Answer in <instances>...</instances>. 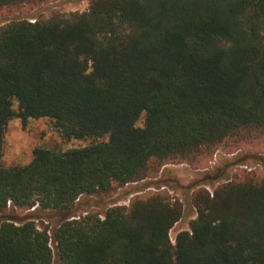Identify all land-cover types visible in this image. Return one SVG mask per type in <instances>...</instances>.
<instances>
[{
    "label": "trees",
    "instance_id": "1",
    "mask_svg": "<svg viewBox=\"0 0 264 264\" xmlns=\"http://www.w3.org/2000/svg\"><path fill=\"white\" fill-rule=\"evenodd\" d=\"M14 117L50 119L63 138L91 143L36 148L24 166L0 160V216L27 211L0 222V264H264L256 172H203L174 244L185 211L160 194L75 215L145 180L153 163L198 166L230 141L264 137V0H91L81 13L11 20L0 27V159ZM55 215L50 230L37 224Z\"/></svg>",
    "mask_w": 264,
    "mask_h": 264
},
{
    "label": "rangeland",
    "instance_id": "2",
    "mask_svg": "<svg viewBox=\"0 0 264 264\" xmlns=\"http://www.w3.org/2000/svg\"><path fill=\"white\" fill-rule=\"evenodd\" d=\"M90 2L91 0H49L41 4H26L20 9H0V27L14 19H29L31 22L34 20L46 21L54 15L68 16L71 13H81L87 10ZM13 108L17 110L16 103H14ZM143 121L144 115L138 120L137 126L142 127ZM89 143H91L90 140L78 141L63 138L50 119H30L25 124H22L19 118L14 117L8 122L5 130L0 160L5 166H24L31 161L33 150L36 148L64 152L84 147ZM218 157H222L226 165L239 163V161L241 163L228 167L221 163ZM165 167L162 170V167L158 168L155 163L151 164V169L153 170L148 178L138 184L126 185L124 187L114 186L115 188L109 194L100 196V198H89V202L78 206V210L87 207V212L79 210L75 212V215L83 217L86 214H98L102 217L101 211L110 207V202L114 200H116V205L127 207L130 201L137 197L146 198L151 195L160 194L168 197L172 202L178 201L185 211L182 220L169 232L171 243L174 244L176 234L182 230L187 231L189 221L195 217V210L191 208L190 203L191 187L193 188L195 184L205 177L203 172H208L209 175L214 176L216 172L225 169L230 179L239 171L256 172L258 175L264 177V137L248 142L246 145H238L230 141L228 146L219 148L212 158L202 162L198 166L181 164L167 165ZM222 182L225 181L221 180L219 183ZM136 185H145L146 188L141 192L130 194L126 198L121 197L122 193L128 189L137 187ZM157 186L161 188L157 189ZM203 187L210 193L212 192V189L208 186ZM26 213L27 211L15 210L14 213L7 211L0 216V222L24 218ZM59 217L62 216L55 215L50 221L37 222V224L40 227L44 225L50 230ZM64 217H67V215L64 214L62 218ZM52 248L54 252V247L52 246Z\"/></svg>",
    "mask_w": 264,
    "mask_h": 264
}]
</instances>
